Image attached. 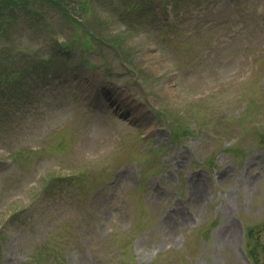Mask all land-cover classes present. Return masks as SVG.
<instances>
[{"label": "rangeland", "instance_id": "374dc122", "mask_svg": "<svg viewBox=\"0 0 264 264\" xmlns=\"http://www.w3.org/2000/svg\"><path fill=\"white\" fill-rule=\"evenodd\" d=\"M8 1L0 100L15 105L0 113V264H253L251 237L264 264V0H113L124 18L105 0H69L85 7L71 17L48 0L25 1L32 11L17 17ZM91 29L121 32L120 50ZM57 39L88 46L64 54ZM18 50L60 66L15 101L1 74ZM172 120L187 135L174 140ZM58 242L63 260L46 259Z\"/></svg>", "mask_w": 264, "mask_h": 264}, {"label": "trees", "instance_id": "16d2710c", "mask_svg": "<svg viewBox=\"0 0 264 264\" xmlns=\"http://www.w3.org/2000/svg\"><path fill=\"white\" fill-rule=\"evenodd\" d=\"M1 1L2 2L3 1L9 2L8 0H1ZM12 1L17 3L22 9H29L30 10V8L27 7L26 2H25L28 0H12ZM31 1H34V0H31ZM100 1L101 0H95V4L99 3ZM48 2L56 10H58V11L61 10L68 17H71L72 15H75V14H78L79 16H84V14H85V7H83V4L78 3L75 6V4H72V2L69 0H48ZM85 2H86L85 5H87V6H88V3H90L93 7L95 6L93 0H86ZM112 2H113L112 0H110V2L105 0V4L107 5V7H112V8L115 7L114 11H118L116 8V5L113 4ZM78 15H76V16H78ZM72 21L75 22L76 25L79 24L75 20H72ZM88 26H89L88 24H84V26H82V27H84V29H85V27L87 28ZM86 36H89L91 39L93 38L91 35H88L87 32H86ZM115 37L118 38L117 36H115ZM75 43H78L80 45L82 44V46H86V44L84 45L82 41H78V40L72 41L71 45L74 46ZM58 45H59V42H58ZM60 46H62V45H60ZM45 65H46L45 63H40L38 61H32L28 70L23 71V78L25 79V77L28 76L29 74L36 73L37 71H41L42 68L45 67ZM0 67L3 68L5 66L1 65ZM15 73H16V71H10L9 69H4V71L1 75H5L7 77V79H9V77L12 75V79L14 80V79H17V76L20 75L21 72L16 73V74ZM48 250L49 249H47L46 251H48ZM47 255H49L48 257H52L54 255V252H47ZM36 260L37 259L35 257H31L30 258V261H31L30 264H33Z\"/></svg>", "mask_w": 264, "mask_h": 264}, {"label": "clouds", "instance_id": "9594fccd", "mask_svg": "<svg viewBox=\"0 0 264 264\" xmlns=\"http://www.w3.org/2000/svg\"><path fill=\"white\" fill-rule=\"evenodd\" d=\"M127 29V25L121 23L120 24V31L124 32ZM129 35H133L135 39L139 40L142 37V34H137V33H128Z\"/></svg>", "mask_w": 264, "mask_h": 264}, {"label": "bare ground", "instance_id": "6f19581e", "mask_svg": "<svg viewBox=\"0 0 264 264\" xmlns=\"http://www.w3.org/2000/svg\"><path fill=\"white\" fill-rule=\"evenodd\" d=\"M230 223V226L229 227H231V229L233 230L234 229V224H233V222L231 221V222H229ZM231 232V234H235V230L232 232V231H230Z\"/></svg>", "mask_w": 264, "mask_h": 264}]
</instances>
